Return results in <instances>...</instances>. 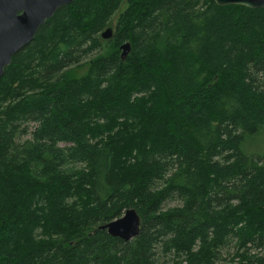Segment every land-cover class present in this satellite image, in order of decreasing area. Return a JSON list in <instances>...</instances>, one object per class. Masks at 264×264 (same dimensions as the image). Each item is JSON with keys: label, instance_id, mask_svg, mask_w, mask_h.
I'll return each mask as SVG.
<instances>
[{"label": "trees", "instance_id": "1", "mask_svg": "<svg viewBox=\"0 0 264 264\" xmlns=\"http://www.w3.org/2000/svg\"><path fill=\"white\" fill-rule=\"evenodd\" d=\"M262 128L264 8L72 0L0 77V264H264Z\"/></svg>", "mask_w": 264, "mask_h": 264}, {"label": "water", "instance_id": "2", "mask_svg": "<svg viewBox=\"0 0 264 264\" xmlns=\"http://www.w3.org/2000/svg\"><path fill=\"white\" fill-rule=\"evenodd\" d=\"M72 0H0V77L11 58L35 37L38 29L61 6ZM217 5H241L249 8H264V0H214ZM112 28H106L101 37H112ZM131 49L129 42L120 45V56L125 58ZM141 219L135 209L128 208L119 217L100 225V229L128 241L140 232Z\"/></svg>", "mask_w": 264, "mask_h": 264}, {"label": "rangeland", "instance_id": "3", "mask_svg": "<svg viewBox=\"0 0 264 264\" xmlns=\"http://www.w3.org/2000/svg\"><path fill=\"white\" fill-rule=\"evenodd\" d=\"M124 7H125V4L122 3L119 11L116 12V14L112 17L111 22H110V25L112 27L115 26L118 14L120 11H122L124 9ZM103 40H105V39H103ZM102 45H103L102 46L103 52H105L108 48L107 47L108 46L107 41H103ZM243 150L248 155H261L264 153V128H262V130L257 135L250 137V138L245 140V142L243 143ZM175 204H176V202L173 201V202L169 203L168 206H173Z\"/></svg>", "mask_w": 264, "mask_h": 264}, {"label": "flooded vegetation", "instance_id": "4", "mask_svg": "<svg viewBox=\"0 0 264 264\" xmlns=\"http://www.w3.org/2000/svg\"><path fill=\"white\" fill-rule=\"evenodd\" d=\"M70 3H71V2H70ZM63 6H64V5H63ZM61 7H62V6H61ZM55 12H56V11H55ZM52 16H53V15H52ZM48 19H49V18H48ZM46 21H47V20H46ZM44 24H45V23H44ZM40 27H41V26H40ZM108 27H111V28H112V33L114 34V32H115V26L112 27V26L110 25V26H107L106 28H108ZM106 28H105V29H106ZM105 29H104V30H105ZM104 30H103V31H104ZM103 31H102V32H103ZM102 32H101V33H102ZM113 34H112V36H113Z\"/></svg>", "mask_w": 264, "mask_h": 264}]
</instances>
